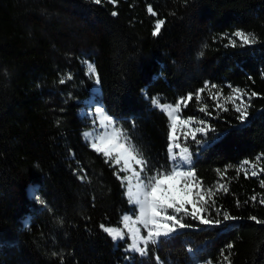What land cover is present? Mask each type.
I'll list each match as a JSON object with an SVG mask.
<instances>
[{"label": "trees", "instance_id": "trees-1", "mask_svg": "<svg viewBox=\"0 0 264 264\" xmlns=\"http://www.w3.org/2000/svg\"><path fill=\"white\" fill-rule=\"evenodd\" d=\"M156 19L166 23L153 36ZM236 29L253 32L259 42L236 48L213 42ZM83 59L97 67V92L90 89ZM68 73L74 79L61 85ZM206 80L224 93L229 85L258 93L244 125L231 110L219 113L212 123L224 135L195 163L206 187L215 189L219 181L228 189L216 193L217 205L242 219L227 230L203 231L189 219L194 227L162 242L158 254L187 264L194 261L191 247L199 249L195 260L218 264L220 250L231 242L232 264H264V225L247 219H264L258 203L264 173L259 167L255 177L237 171L245 159L264 154V0H0V264H60L53 252L66 264H156L153 253L126 261V242L114 244L98 227L117 225L130 209L114 168L83 139L91 120L79 109H87L88 99L102 102L125 121L133 142L163 164L167 120L150 97L171 103ZM198 106L193 100L184 114L202 116ZM80 168L87 174L83 181Z\"/></svg>", "mask_w": 264, "mask_h": 264}, {"label": "snow or ice", "instance_id": "snow-or-ice-1", "mask_svg": "<svg viewBox=\"0 0 264 264\" xmlns=\"http://www.w3.org/2000/svg\"><path fill=\"white\" fill-rule=\"evenodd\" d=\"M92 2L99 5L103 0H92ZM109 2L115 4L116 0ZM185 4L187 5V0ZM148 12L153 16L157 15L151 6ZM117 14L112 13L113 16ZM165 23V19H156L152 35H159ZM224 40L227 41L223 45L226 48L252 47L259 42L253 32L243 29L213 37L214 43ZM207 47V43L202 45V49ZM203 55L204 51L201 50L198 56ZM84 64L87 68L86 75L94 78L96 86H99L101 81L94 62L85 60ZM73 79L71 73L62 74L59 83L63 85ZM228 87L230 91L225 95L220 85L206 80L202 87L194 92L189 90L171 103L162 102L163 98L158 95L150 97L152 106L167 120V156L163 164L154 162L146 155L143 148L133 142L130 131L123 127L125 121L109 114L106 105L96 102L93 109L92 102H89L90 110L85 114V119L91 120V130L82 132V137L92 151L102 156L105 163L114 168L113 175L120 181L123 196L130 209L129 212L121 215L117 225L100 223L98 227L114 244L126 242L124 247L126 261H134L136 255L146 257L153 253L152 258L156 264H176L173 259H161L158 246L162 242L171 240L183 230L192 229L194 225L187 222L189 219L205 226L199 229L201 231L220 227L227 230L234 222L242 219L230 214L229 210L216 203V193L221 190L227 192L228 189L219 181L215 189L211 186L206 187L195 167L199 155L224 135L219 133L212 123L220 119L219 113H227L230 110L235 112L237 114L235 118L240 125H244L250 118L251 101L253 97L258 96V93L255 91L249 93L230 85ZM205 93L211 104L205 102ZM69 98L76 99L71 93ZM193 100L199 105L196 111L202 116L184 114ZM228 105H231V108ZM59 123L57 121V125ZM132 126L135 127L134 121ZM262 160L264 154L257 156L256 161ZM244 166L251 167V176L258 175L257 162L245 159L237 171L244 169ZM80 172L84 175H78V179L83 181L87 176L86 170L80 168ZM259 172L264 173V167H259ZM73 173L77 174L75 169ZM245 175H247L246 170ZM260 185L264 187V179L260 180ZM34 198L48 208L49 212L53 211L41 196L34 194ZM250 200L253 203L257 202V196H251ZM244 203L247 204L248 201ZM258 203L264 205V196H261ZM239 206L240 202L237 201V207ZM247 219L264 225V219L255 215H249ZM232 248L233 244L229 242L220 250L222 259L218 264H232ZM198 251L199 249L194 250L191 247L187 249L188 255L193 260ZM52 256H59L60 264H66L64 256L56 252H53ZM195 264H214V262L211 259L195 260Z\"/></svg>", "mask_w": 264, "mask_h": 264}, {"label": "rangeland", "instance_id": "rangeland-1", "mask_svg": "<svg viewBox=\"0 0 264 264\" xmlns=\"http://www.w3.org/2000/svg\"><path fill=\"white\" fill-rule=\"evenodd\" d=\"M85 60H89V59H83V64H84V61ZM89 61L90 62H93L92 60H89ZM84 67H85V72H87V68H86V65L85 64H84ZM90 89H91L92 92H97L98 89H99V86H96V84H95L94 78H91V86H90ZM224 94L227 95L228 93H224ZM89 110H90V107H88L86 110H85V107H81L79 109V112L80 113H82V112H86L87 113V112H89ZM88 130H91V126H88V127L84 128V129H82L81 134H82V132L88 131ZM254 162H257V161L255 160ZM257 167H260L259 166V161L257 162ZM244 169H246L247 171H250V172L252 171V169H251L250 166H244ZM32 188H33V186H29V188L27 189L28 195H32ZM189 264H195V263H189Z\"/></svg>", "mask_w": 264, "mask_h": 264}, {"label": "crops", "instance_id": "crops-1", "mask_svg": "<svg viewBox=\"0 0 264 264\" xmlns=\"http://www.w3.org/2000/svg\"><path fill=\"white\" fill-rule=\"evenodd\" d=\"M89 101H90V99L87 100L88 103H89ZM88 107H90V104H89ZM88 107H87V108H88ZM91 107L94 109V107H95V103H92V104H91ZM189 263H195V260L192 261V262H189ZM189 263H187V264H189Z\"/></svg>", "mask_w": 264, "mask_h": 264}]
</instances>
